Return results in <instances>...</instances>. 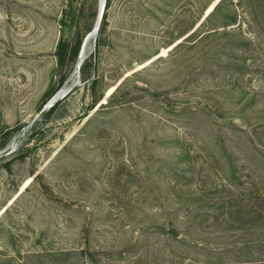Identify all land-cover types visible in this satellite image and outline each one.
I'll return each mask as SVG.
<instances>
[{
	"label": "rangeland",
	"instance_id": "rangeland-1",
	"mask_svg": "<svg viewBox=\"0 0 264 264\" xmlns=\"http://www.w3.org/2000/svg\"><path fill=\"white\" fill-rule=\"evenodd\" d=\"M215 1L107 0L78 79L102 0H0V264H264V0Z\"/></svg>",
	"mask_w": 264,
	"mask_h": 264
},
{
	"label": "trees",
	"instance_id": "trees-1",
	"mask_svg": "<svg viewBox=\"0 0 264 264\" xmlns=\"http://www.w3.org/2000/svg\"><path fill=\"white\" fill-rule=\"evenodd\" d=\"M215 1V0H214ZM225 1H230L233 5H234V2H233V0H220V2L216 5V7L211 11V13L207 16V17H203L204 18V20H203V22L201 23V25L200 26H202L203 25V23L204 22H208V23H211V20L212 19H215L216 17H218L219 15H223V19H224V22L222 23V24H225L224 26H222V27H226V26H228V25H235V21L234 20H236V16H235V14H237V13H235V14H231V15H225L224 13H223V11L221 10L222 9V7H223V4H224V2ZM241 1V5H248L249 7H250V9H251V7L252 6H257V4H258V6H259V8H261L262 7V0H240ZM211 5V4H210ZM209 5V6H210ZM208 6V7H209ZM207 10V9H206ZM205 12H207V11H205ZM252 14H253V11H252ZM105 19V11H104V15H103V19H102V21ZM233 22V23H229V22ZM219 26L218 27H214V28H211V29H207V32H201V35L200 36H202V37H204L205 35H207V34H212V33H216V32H218L219 31ZM198 32V29H196L193 33H191V35H193V34H196ZM209 32V33H208ZM190 35V36H191ZM75 54H76V56L77 57H79V54H80V52H79V47L76 49V52H75ZM118 89V88H117ZM116 89V90H117ZM61 102V101H60ZM60 102H57V103H55L48 111H46L44 114H43V123L45 124V123H48L49 122V120L51 119V117L55 114V112L57 111V108H58V106H59V104H60ZM95 102L97 103V100H95ZM101 107H103V104H101L100 106H99V108H101ZM20 129V128H19ZM18 130V129H17ZM66 146V145H65ZM90 253V252H89ZM91 254V253H90ZM59 255H63V253H61V254H59ZM176 258H178L179 260L180 259H182L183 261H181V263H180V261H172V264H182V262L184 263V258H183V256H179V257H176ZM177 259V260H178ZM215 259L213 258V257H211V256H208L207 257V259L205 260V261H197V260H192V259H190V261H192L193 263H189V264H246V263H244V262H239V261H230V262H227V261H214Z\"/></svg>",
	"mask_w": 264,
	"mask_h": 264
},
{
	"label": "water",
	"instance_id": "water-1",
	"mask_svg": "<svg viewBox=\"0 0 264 264\" xmlns=\"http://www.w3.org/2000/svg\"><path fill=\"white\" fill-rule=\"evenodd\" d=\"M106 1L107 0H102V5H101V8H100V11H99V15H98V27H97V29L95 30H93V32H95V34H97V32H98V29H99V27H100V24H101V19L103 18V15H104V9H105V4H106ZM220 1H218L217 2V4L219 3ZM207 13H205V15H206ZM93 32H91L88 36H87V38L85 39V41H84V44H83V46H82V49H81V52H80V54H79V57H78V63H77V66H76V73H77V77H78V79H80V66H81V64H82V61H84V57H83V54H84V52H85V46H86V44L88 43V41H89V39L92 37V33ZM79 61H80V64H79ZM68 94V91H66V90H63V91H61L59 94H58V96H56V97H53L52 99H51V101L50 102H48V104L40 111V112H38V114L36 115V117H38V116H40L41 114H43V113H45L46 111H48L59 99H61V98H63V97H65L66 95ZM35 117V118H36Z\"/></svg>",
	"mask_w": 264,
	"mask_h": 264
},
{
	"label": "bare ground",
	"instance_id": "bare-ground-1",
	"mask_svg": "<svg viewBox=\"0 0 264 264\" xmlns=\"http://www.w3.org/2000/svg\"><path fill=\"white\" fill-rule=\"evenodd\" d=\"M218 1H220V0H216L215 1V3H213L206 11V15H204V18L205 17H207L210 13H211V11L216 7V5H217V2ZM203 18V19H204ZM103 19V18H102ZM102 19H101V24H102ZM98 22V21H97ZM203 22V21H202ZM101 24H100V27H101ZM97 27H98V23L96 24V27L94 28L95 30L97 29ZM100 27H99V29H100ZM93 29V30H94ZM99 29H98V32H99ZM93 30H92V32H93ZM98 32H97V34H98ZM97 34H95V32H93L92 33V37L90 38V39H93V38H95V36H97ZM167 52V49H164V51L162 52L163 54H165ZM86 53H87V44H86V46H85V52H84V54H83V57H84V61H85V59H86ZM84 61H82V64H81V66H80V74H81V68H82V66H83V63H84ZM77 63H78V61H77ZM77 63H76V66H77ZM79 64H80V61H79ZM76 75H77V73H76ZM121 82H119L116 86H115V88L113 89V91L117 88V86L120 84ZM75 85V84H74ZM73 85V86H74ZM113 91L109 94H107L108 96L109 95H111L112 93H113ZM59 94V93H58ZM58 96V95H57ZM106 98V97H105ZM105 102V101H104ZM31 181H29L28 183H30ZM27 183V182H26ZM25 183V184H26ZM28 183H27V185H28Z\"/></svg>",
	"mask_w": 264,
	"mask_h": 264
}]
</instances>
